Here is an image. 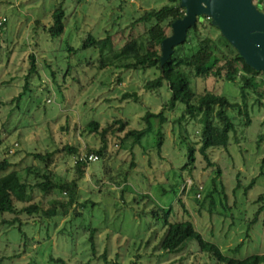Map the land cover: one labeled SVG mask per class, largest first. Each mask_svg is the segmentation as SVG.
Listing matches in <instances>:
<instances>
[{
	"label": "rangeland",
	"instance_id": "rangeland-1",
	"mask_svg": "<svg viewBox=\"0 0 264 264\" xmlns=\"http://www.w3.org/2000/svg\"><path fill=\"white\" fill-rule=\"evenodd\" d=\"M60 1L0 0V18L6 19L0 26V131L6 138L0 158L16 142L15 153L9 154L18 170L33 165L32 152L52 150L63 143L83 150L97 149L102 145L100 135L86 129L91 120H97L101 128L112 126L107 155L89 165L79 183L77 203L59 206L62 211L49 218L39 217L41 213H21V219L31 224L1 228L0 264H58L52 258H64L69 264H218L215 256L201 251L195 241L170 250L173 241L164 218L157 219L152 213L160 207L172 208L171 221H193L204 237L227 255L264 253V213L248 229L262 204L257 199L264 193V140L258 138L260 132L264 133V98L248 92V126L238 107L228 108L236 124L230 145L227 149H209L211 161L223 169L221 177L215 173L216 167L207 166L198 154L200 124L188 118L179 121L185 109L182 103L174 109L164 108L168 121L163 126V157L157 155L155 147L159 119L152 120L153 130L142 139L141 146L121 148L125 131H119L120 125L115 122H126V130L142 128L146 110L159 112L162 101L170 98L168 87L161 89V98L144 88L148 79L158 75L157 69L102 67L101 58L106 55L81 46L89 34L102 37L106 32H116L114 43L116 48L121 47L129 37L145 31L139 26L129 35L132 18L145 9L160 7L166 0H63L68 25L65 34L55 39L57 44L46 26ZM261 9L264 11V0ZM38 21L42 23L39 26ZM210 31L217 38L218 31ZM32 53L41 76L32 78L30 91L20 103L1 102L22 91ZM49 66L56 71V79ZM205 86L243 106L239 82L192 80L194 89ZM46 87L48 90H44ZM126 92H137L140 101L123 99ZM189 147L195 148L197 158L191 169L182 170ZM55 156L50 168L57 178L72 179L73 156ZM133 160L135 166L124 179ZM253 178L255 185L246 190ZM199 186L203 187L200 197ZM69 199L68 193L54 191L45 198L37 194L32 202H42L48 209L54 200ZM4 217L13 215L0 213V221ZM94 229L95 253L90 242ZM239 244L240 250L234 252Z\"/></svg>",
	"mask_w": 264,
	"mask_h": 264
},
{
	"label": "trees",
	"instance_id": "trees-1",
	"mask_svg": "<svg viewBox=\"0 0 264 264\" xmlns=\"http://www.w3.org/2000/svg\"><path fill=\"white\" fill-rule=\"evenodd\" d=\"M256 3L261 9L262 0H257ZM185 13L186 9L181 6L180 0H166L160 7L145 9L138 17L132 18L133 20L128 27V29L132 30L129 35H132L133 29L139 26H144L145 31L140 35L129 37L121 47L116 48L117 45L114 43L116 32H106V35L102 37L89 34L81 48H95L100 54H105L106 57L101 58L102 67L111 65L116 69H157L159 71L158 75L148 79L144 84V88L149 92H154L155 95L161 98L163 97L161 89L165 86L168 87L170 98L162 101L164 103H162L161 111L153 112L150 108L146 110L143 116L145 125L142 128L126 130V122L122 120L115 122L120 125L119 131H125L119 144L121 148L126 147L133 150L137 145L141 146L142 139L153 130L152 120L159 119L160 126L156 135L155 147L157 155L163 157L161 155L166 139L163 126L168 121L164 108L174 109L178 103H182L185 109L179 121L181 122L183 119L188 118L200 124L201 144L198 148V154L202 160L206 161L207 166H215V173L218 177H221L223 169L221 165L216 166L217 163L211 161L209 149H227L230 145L231 132L236 129V124L228 114V108L238 107L239 114L246 117L245 126L251 123V117L247 110V94L252 91L257 93L260 99L264 98V71H258L248 65L244 58L240 56L238 50L227 40L208 16L198 18L196 24L189 29L186 40L182 44L175 46L172 56L161 67L162 41L172 34L173 22L183 18ZM51 16L52 21L48 27L46 26V30L49 37L58 44V40L55 39L65 34L68 25L63 0L55 6ZM206 21L210 25L209 31H204L208 25ZM5 23L6 21H3L1 17L0 26ZM37 24L39 26L42 23L38 21ZM168 29L170 33L167 32ZM212 29L218 31L217 38L210 31ZM69 48L74 49L72 47ZM29 63L28 73L23 78L26 83L23 85L22 91L11 100H2L1 102L11 103L14 101L17 104L20 103L23 96L30 91L32 78L35 75L41 76L35 54L32 53L30 55ZM49 69L52 77L56 79V71L50 66ZM259 76H262V78H258ZM197 78L239 82L243 106L238 102L231 101L226 95L218 93L215 88L210 90L205 86L201 90L198 87L194 89L192 80ZM59 89L62 90L61 86H59ZM44 90H48V87ZM122 98H132L135 101H140L137 92H126ZM48 100L49 98L46 101ZM86 129H90L92 133L100 135L102 145L99 148L83 150L79 146L63 143L52 150L32 152L34 166H26L21 170L15 169L16 163H14L9 154L15 153L18 143L10 144L9 147L7 145L6 156L0 158V213H10L13 218H1L0 230L2 227H6V229L10 227L22 228V224H31L28 220L23 221L21 219V213H25L28 216L41 213L39 217L49 218L61 209L59 206L65 207L74 202L77 203L80 194L79 183L85 177L89 165L93 163L88 159L80 160L79 158L95 154L98 156V160L105 159L109 143L107 136L112 126L108 125L101 128L97 120H91L86 124ZM258 138L259 141L264 140V133L260 132ZM5 139L3 132L0 131V148L5 145ZM57 153L68 154L70 157L73 156L74 160L77 159L73 166L74 177L72 179H58L56 172L53 168H50L55 162ZM187 155V162L181 168L182 170L187 169L189 166L191 169L194 166L197 158L195 148L189 147ZM135 163L133 160L129 164L124 179L129 176ZM255 179L251 180L246 190L255 185ZM54 191L66 192L70 199L67 202L54 200L53 206L48 209L42 206V202H32L37 194L45 198L52 195ZM257 201L262 204L256 215L250 220L248 229H250L251 225L257 223L262 213H264V193L258 197ZM17 202L22 203L23 206L19 208ZM63 211L65 210L63 209ZM152 213L157 216V219L164 218L163 221L167 227V233L172 236L173 242L170 246L172 251L183 248L190 241H195L201 251L213 254L218 264H264V253H253L245 257L227 255L220 250L217 244L206 239L193 221L189 219L169 220L173 213L171 207L153 209ZM94 231L95 229L92 231L90 242L95 253ZM240 247L241 244L234 248L233 251L238 252ZM101 258L106 260L105 257ZM52 260L58 264H69L64 258H52Z\"/></svg>",
	"mask_w": 264,
	"mask_h": 264
},
{
	"label": "water",
	"instance_id": "water-1",
	"mask_svg": "<svg viewBox=\"0 0 264 264\" xmlns=\"http://www.w3.org/2000/svg\"><path fill=\"white\" fill-rule=\"evenodd\" d=\"M183 18L172 24L173 32L161 44V67L182 44L198 18L208 16L246 63L264 71V11L255 0H180Z\"/></svg>",
	"mask_w": 264,
	"mask_h": 264
},
{
	"label": "built area",
	"instance_id": "built-area-1",
	"mask_svg": "<svg viewBox=\"0 0 264 264\" xmlns=\"http://www.w3.org/2000/svg\"><path fill=\"white\" fill-rule=\"evenodd\" d=\"M3 21H5L6 19L3 17L2 18ZM87 157V158H86ZM80 160H85V159H88L90 160L91 162H96L98 161V156L95 155V154H91L89 156H82L79 158ZM74 162L76 163L77 162V159L74 160ZM203 187L202 186H199V192H198V196L200 197L201 196V191H202Z\"/></svg>",
	"mask_w": 264,
	"mask_h": 264
}]
</instances>
